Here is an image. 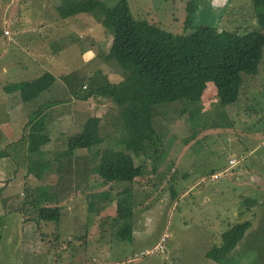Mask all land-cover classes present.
<instances>
[{"label": "rangeland", "instance_id": "1", "mask_svg": "<svg viewBox=\"0 0 264 264\" xmlns=\"http://www.w3.org/2000/svg\"><path fill=\"white\" fill-rule=\"evenodd\" d=\"M108 1L111 6L118 0ZM127 1L136 19L156 22L173 33L184 32L190 11L193 25L205 24L217 31L238 34L257 29L251 0ZM35 4L37 0H0V40L5 22H19V26L22 21L32 24L37 20ZM104 32L109 31L104 28ZM20 45L24 46L23 40L17 43ZM10 49L11 57L23 58V54L14 55L18 53L16 46ZM108 63L115 74V63ZM109 67L99 70L106 76ZM2 74L5 71L0 62ZM64 77L52 88H66ZM6 85L7 81L0 79L2 92ZM87 91L82 88L81 94ZM205 91L208 96L202 99L200 110L189 105L183 111L184 102L180 101L155 108L153 121L164 152L154 165L152 157L137 159L138 163L145 164L146 174L131 186L115 182L102 185V179L92 171L96 162L92 153L113 145L114 139L120 136L112 123L117 110L110 100L89 97L86 111L82 108L75 111L80 125L90 116L102 117L100 133L105 137L104 142L91 151L79 149L75 157L55 161L54 154L64 149L65 136L50 129L52 142L46 146L45 153L40 157L31 155L28 160L25 147L17 142L25 136L27 118L19 117L20 112L14 115L1 112L0 122L6 123L0 130L4 129L10 136L14 148L21 147L26 162L40 158L41 161L51 159L53 163L41 180L32 173L27 174L25 166L22 167L27 177L15 186L13 193L21 199L19 210L26 209L27 213L20 216L22 224L17 231L10 225L2 236L3 249L7 253L12 249L15 254L16 258L11 257V261L17 260L14 264H219L205 257L207 251L221 244V234L231 225L250 220L251 227L224 264H264V56L258 74L244 78L240 98L235 103L220 105L211 87ZM69 96L54 93L53 100H65L56 104L57 113L68 114ZM56 129L68 132L66 124L63 128L57 125ZM4 144V136L0 135V150L10 142L5 147ZM230 160L234 163L230 164ZM78 161L86 175L74 171L78 168L74 162ZM68 164L74 172L68 169ZM55 166L61 171L56 172ZM44 186L55 197L49 206L57 205L60 209L57 223L37 221L35 211L28 204L23 206L25 189ZM124 190L130 191L134 203L131 241L118 238L119 224L114 220L116 202ZM244 198L256 204L247 209ZM20 229H24L26 241L20 239ZM158 243L162 245L160 250L155 249Z\"/></svg>", "mask_w": 264, "mask_h": 264}, {"label": "trees", "instance_id": "2", "mask_svg": "<svg viewBox=\"0 0 264 264\" xmlns=\"http://www.w3.org/2000/svg\"><path fill=\"white\" fill-rule=\"evenodd\" d=\"M251 5L257 29L246 33L217 31L205 24L193 25L192 11L186 16L184 32L173 33L156 22L136 19L127 0H118L111 6L108 0H56L60 17L91 13L111 33L112 44L106 59L115 63V69L122 76L120 81L112 82L100 70H96L87 77L80 76L78 71L64 77L67 80L65 86L72 95L84 100L100 97L116 106L117 113L112 123L120 136L114 139L113 145L91 152L96 160L92 171L102 179V185L115 182L131 186L146 174V166L143 162L138 163V158L152 157L154 165L162 157L164 147L153 121L155 108L159 105L180 101L184 102L183 111H187L189 105L200 110L202 99L208 96L205 90L209 87L215 91L220 105H231L240 98L244 78L258 74L264 56V0H251ZM18 24L5 22L2 34L9 42L13 41V29ZM56 79L45 72L31 80L8 83L3 90L8 93L18 91L22 102H31L52 88ZM81 87L88 91L81 94ZM56 103L57 100H54L32 106L27 116L25 136L17 141L25 147L26 155L41 154V146L50 141L45 111ZM102 121V117H88L78 133L66 138L64 149L54 154L53 160L71 158L79 149L91 151L92 147L103 143L105 137L100 133ZM12 147L10 143L0 150V157H10L18 167L25 166L27 174L32 173L40 180L53 164L51 159L26 162V159L22 160L24 157L21 159L10 153ZM182 176L186 177L187 173ZM36 190H24L26 197L23 206L28 204L35 211L37 221L59 222V207L49 206V203L55 202L54 195L49 193L47 186ZM121 193L124 195L119 196L116 202L114 218L119 224L117 236L122 241H131L134 203L129 190ZM171 195L175 197V192L172 191ZM27 197L31 199L27 200ZM243 202L247 209L256 204L250 203L249 198H244ZM13 212L22 216L27 210L22 208ZM13 219L8 222L0 220V264H14L17 261H11V257L16 258L15 254L12 249L7 253L2 243L3 232H8L10 225L14 228ZM251 225L250 220L231 225L221 234V244L211 247L205 257L224 264Z\"/></svg>", "mask_w": 264, "mask_h": 264}, {"label": "crops", "instance_id": "3", "mask_svg": "<svg viewBox=\"0 0 264 264\" xmlns=\"http://www.w3.org/2000/svg\"><path fill=\"white\" fill-rule=\"evenodd\" d=\"M34 7L37 8L35 12L37 15L35 18H37V20L34 18L35 20L33 23L31 22L32 24H26L22 21L19 26L17 25V27H14L13 31L15 35L13 36V41H11L12 43H10L1 32L2 40H0V48H2L1 53L3 52V55H0V62L2 63V70L5 71V74H2L0 79H3V81L6 80L8 84L22 80H31L45 72H49L57 78L53 84L56 85L62 75L78 71L80 72L79 75L85 76L96 70L100 69L103 71L104 68L109 67L110 64L106 59V55L112 44V36L109 32H104L103 26L91 13L81 12L62 18L57 13L56 0H37V4H35ZM85 21H87V23H84ZM25 31H28L29 34ZM103 32L104 34L106 33L107 40L103 38ZM90 33H93V36ZM53 34L56 35L54 39L52 37ZM21 40L24 42L23 47H21V45L17 46V43L21 42ZM13 45L18 49V53H14V55L18 54L20 56L23 54V58L11 57L12 53H10V48ZM115 70V74H113L110 67L109 70H106L108 73L106 74L108 80L116 82L122 79L120 72L117 69ZM52 89L53 88H50L44 91L38 98L31 102H22L18 91L8 93L4 90V92L0 90V113L14 115V113L20 112L18 116L25 119L33 105H41L49 101H54V93L58 92L60 95H70L68 97L69 102H66L70 110L68 114L62 112L57 113L54 110L58 106L56 104L65 101L57 99V103L53 104L45 111V125L48 135L50 129L56 131V133H61V135L66 138L74 135L71 133L81 130L80 121L78 117L76 118L75 111H78L77 108H82L86 111L85 103L89 98L84 100L76 95L72 96L65 87ZM5 123L6 122H0V126H3ZM65 124L66 131H68L67 133L56 129L57 125L63 128ZM0 134L2 137L4 136L6 144L9 142L12 143V141L9 140L10 138H8L10 136H7L4 129L0 130ZM51 139L50 137V141L41 146V154L45 153L46 146L48 143L52 142ZM6 144H4V147ZM12 153L16 154V157L19 156L21 159L24 157L22 160L26 159V156L22 154V149L19 146L15 148L12 147ZM41 154H38L36 157H40ZM75 155L76 152L72 157H75ZM30 156L31 155H27V158L29 159ZM36 159L40 160V158ZM74 164L78 166V168H75L72 164L76 169L74 171H79L86 175L85 168L81 166L79 161L78 163L74 162ZM54 168L56 172L59 170L61 171L57 166ZM68 169L71 171L70 164H68ZM24 177L25 172L22 170V167H18L10 157H0V218L7 222L14 218L13 229L16 231L22 222L18 212L16 213L13 211L20 209L21 199L17 193H13V190H16L17 187L15 186L22 183ZM10 180L13 182L10 183ZM23 231L24 229H20V239L26 241L27 237L24 236ZM18 261H20V259Z\"/></svg>", "mask_w": 264, "mask_h": 264}, {"label": "built area", "instance_id": "4", "mask_svg": "<svg viewBox=\"0 0 264 264\" xmlns=\"http://www.w3.org/2000/svg\"><path fill=\"white\" fill-rule=\"evenodd\" d=\"M5 33H7V31H5ZM229 162H230V164H233L234 163V160H230ZM155 247L154 248L156 250H160L162 248V245H161V243H158Z\"/></svg>", "mask_w": 264, "mask_h": 264}]
</instances>
